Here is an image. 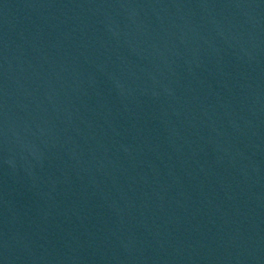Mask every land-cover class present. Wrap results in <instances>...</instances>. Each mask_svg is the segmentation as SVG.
I'll return each mask as SVG.
<instances>
[{
  "label": "water",
  "instance_id": "95a60500",
  "mask_svg": "<svg viewBox=\"0 0 264 264\" xmlns=\"http://www.w3.org/2000/svg\"><path fill=\"white\" fill-rule=\"evenodd\" d=\"M0 244L264 264V0H0Z\"/></svg>",
  "mask_w": 264,
  "mask_h": 264
}]
</instances>
